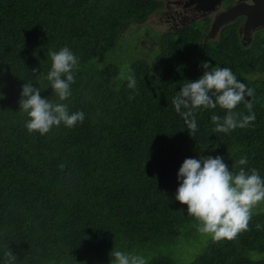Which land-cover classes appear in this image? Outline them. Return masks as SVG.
<instances>
[{
	"label": "trees",
	"instance_id": "obj_1",
	"mask_svg": "<svg viewBox=\"0 0 264 264\" xmlns=\"http://www.w3.org/2000/svg\"><path fill=\"white\" fill-rule=\"evenodd\" d=\"M160 6L159 0H0V264L8 247L13 264H112L113 249L143 254L146 264H264V211L252 215L248 231L217 242L198 235L199 222L175 199L186 158L220 156L238 171L235 162L247 156L242 167L264 178V34L245 47L235 25L216 39L193 25L156 32L147 21ZM136 26L146 29L145 44L134 48L141 56L127 69L108 62L126 50L122 40ZM63 47L79 63L72 94L60 101L44 77L49 51ZM204 61L230 68L254 89L246 97L256 116L250 126L213 132L211 116L226 110L200 108L198 130L189 134L172 100L203 75ZM24 83L85 119L29 133L19 107ZM235 111L248 114L243 103ZM182 245L195 250L189 261L176 259Z\"/></svg>",
	"mask_w": 264,
	"mask_h": 264
},
{
	"label": "clouds",
	"instance_id": "obj_2",
	"mask_svg": "<svg viewBox=\"0 0 264 264\" xmlns=\"http://www.w3.org/2000/svg\"><path fill=\"white\" fill-rule=\"evenodd\" d=\"M49 56L52 61L51 70L44 78L50 82L51 89L60 101L67 100L72 94L70 86L75 83L73 70L79 58L68 47L49 51ZM201 66L205 69L203 75L195 81H187L172 100L176 112L184 118L189 134L193 136L198 130L195 110L200 108L216 109L219 106L226 110L223 117L216 114L211 116L215 125L213 132L227 133L250 126L256 116L252 99L246 97L253 98L254 89L238 80L228 67H211L207 61L202 62ZM31 71L38 73L39 69ZM128 80V87L135 88L134 76H129ZM241 103L245 105L247 115L235 111ZM19 107L29 117L26 122L29 133L44 135L53 126L58 127L63 123L71 128L85 119L82 111L70 113L66 104L42 98L41 89L31 83L22 85ZM182 108L186 111L182 112ZM247 164V156L235 162L238 171L229 170L220 156L184 160L178 171L181 183L175 199L187 205V214L199 222L197 230L201 234L210 235L218 242L234 240L241 232L249 230L254 209L264 203V178L255 168L246 171L242 166ZM110 255L112 264H146L144 257L137 254L113 249ZM4 256L5 264L16 261L9 247Z\"/></svg>",
	"mask_w": 264,
	"mask_h": 264
},
{
	"label": "flooded vegetation",
	"instance_id": "obj_3",
	"mask_svg": "<svg viewBox=\"0 0 264 264\" xmlns=\"http://www.w3.org/2000/svg\"><path fill=\"white\" fill-rule=\"evenodd\" d=\"M159 2L161 4L160 8L151 16L157 14V17L160 19V21L164 19L169 22L174 21V25L170 24L169 28L161 30L160 27L153 26L148 23L149 26L156 32H174L175 30L188 25L187 22H192L193 24L199 23L202 25V28L207 29L205 38L216 39L219 37L221 31L224 28L235 25L237 28V33L239 35V40L245 47L250 46L254 42V39L257 35L264 34V29L261 28L252 35L251 39L249 37H245L244 26L246 23V18L244 16H239L234 22L224 25L219 31H215L212 29L213 23L220 16L224 15L226 12L236 7L237 5H254L251 0H223L222 3L218 5L213 12H208L206 10V8L209 6V3L206 0H159ZM160 9L162 10L159 11ZM190 19L192 21H190ZM146 41L148 42V40ZM142 43L145 44V41H142Z\"/></svg>",
	"mask_w": 264,
	"mask_h": 264
},
{
	"label": "rangeland",
	"instance_id": "obj_4",
	"mask_svg": "<svg viewBox=\"0 0 264 264\" xmlns=\"http://www.w3.org/2000/svg\"><path fill=\"white\" fill-rule=\"evenodd\" d=\"M161 10L162 9H160L159 11H161ZM190 21H192V20L190 19ZM147 22L153 26L160 27L161 30H165V29L169 28L170 24L174 25V21L169 22L166 19L160 21V19L157 17V14H154L153 16H151ZM187 24L193 25L197 29L202 28V25L199 23L193 24L192 22H187ZM136 30H138V31H136L135 33L128 34L126 36V38H124L122 40V43H124L126 50L124 52H116L115 54H113V56L111 57L110 60H107L108 62L117 63L121 68L127 69L128 66L130 64H132V62L135 60V58L141 56V54L138 53L137 57H136V51L134 50V48L136 47V45L140 41L141 36L145 33L146 29H142V27L140 28L139 26H136ZM256 37H255V40L257 39ZM155 49H154V51L148 52L146 54V56L153 58L155 56V51H156ZM259 211H264V203L260 204L256 209H254L253 214H255ZM194 235H196V234L193 233L192 236H194ZM198 235L202 236L204 239L211 238L210 235L201 234L199 231H198ZM180 250H181V252H178L179 255L176 258L177 260H179L180 258H182V259L186 258L189 261V257L191 255H193V256L195 255L194 248L189 249V248H187L186 245H182ZM124 252L131 253V252H128L126 249H124ZM140 256L144 257L143 254H141Z\"/></svg>",
	"mask_w": 264,
	"mask_h": 264
},
{
	"label": "water",
	"instance_id": "obj_5",
	"mask_svg": "<svg viewBox=\"0 0 264 264\" xmlns=\"http://www.w3.org/2000/svg\"><path fill=\"white\" fill-rule=\"evenodd\" d=\"M209 6L206 8L208 12L215 11V8L222 3L223 0H206ZM254 5L246 6L239 4L232 8L224 15L220 16L212 25V29L219 31L224 25L234 22L239 16L246 18L244 26L245 37L251 39L252 35L264 29V0H251ZM196 3V2H195ZM249 39V40H250Z\"/></svg>",
	"mask_w": 264,
	"mask_h": 264
}]
</instances>
